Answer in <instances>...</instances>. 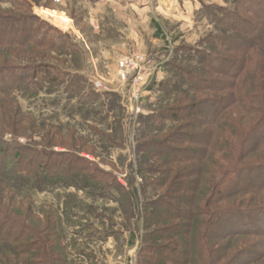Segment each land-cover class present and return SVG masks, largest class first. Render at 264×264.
Listing matches in <instances>:
<instances>
[{"label": "rangeland", "instance_id": "1", "mask_svg": "<svg viewBox=\"0 0 264 264\" xmlns=\"http://www.w3.org/2000/svg\"><path fill=\"white\" fill-rule=\"evenodd\" d=\"M14 1L0 0V14L29 12L47 24L51 29L50 37L63 48L51 51L35 47L34 51L47 52V64L57 65L62 78L64 74H70L82 79L78 92L83 91L73 101L68 100L65 85L50 94L46 89L32 100H25L14 92V97L30 118L26 125L34 129L26 136L15 137L7 133L4 140H17L22 146H46L59 153L66 152L74 142L78 147L75 146L73 152H80V156L92 161L97 168L89 167L95 176L92 184H85L84 176L44 190L12 189L10 185L6 188L0 184V206L14 212L27 226L40 231L46 240L53 244L56 241V249L62 254V263L59 264H142L146 259L143 249L153 245L147 235L156 228L148 227V230L142 218L148 207L145 203L155 202L165 189L157 184V176L148 175L145 179L140 176L143 153H139L138 144L144 139L147 119L165 106H173L180 96L175 94L160 105L165 97L164 85L175 82L170 73L171 65L195 67L193 61L184 58L186 48L208 51L219 45L212 39L219 37L224 28L218 24L217 19L222 13L217 9H233L231 3L234 0H21L19 5L12 3ZM260 12L264 15V10ZM228 34L236 36L234 32L228 31ZM246 40L251 41L250 37ZM218 50L224 49L218 47ZM14 51L18 55L25 53L29 61L39 59L28 49ZM19 60L16 65L21 64ZM123 60L131 61V66L139 65L125 81L120 76V62ZM37 62L39 64L40 60ZM255 72L249 70L246 75L251 77ZM139 77L143 79L139 80ZM251 87L241 88L244 93L252 91L256 94L259 89ZM225 93L228 92L219 91L214 95L223 97ZM204 95L201 93L198 97ZM82 102L88 104L83 114L78 111ZM257 105L256 101L251 106L257 110ZM232 108L235 121L241 119L240 127L249 132L247 144L250 149L257 140L262 141L264 131H259L262 127L260 115L248 114L240 105ZM174 125L168 123L164 135ZM48 137L63 142L65 147H53L48 144ZM248 152L244 164L253 158L264 160V147L257 152L252 150L254 153ZM212 155V162L200 159L187 164L194 167L191 173L198 172V180L202 181L198 196L194 198L198 205L212 193L208 186V170L212 169L216 178L226 168L223 153L213 152ZM248 182L254 183L253 179ZM234 185H229L225 192L230 197L228 201H220L216 208H264V192L235 197ZM254 213L259 217L258 212ZM206 221L199 210L185 232L193 255L197 250L196 235H203L202 223ZM253 221L258 226L259 222ZM223 224L222 232L226 227ZM145 239L149 241L147 245ZM50 242L49 251L52 253ZM243 242L264 245V236L221 238L217 243L231 244L224 250L228 261L243 248ZM1 252L13 260L12 264H25L17 258L16 252ZM31 254L35 261V253ZM258 264H264V261Z\"/></svg>", "mask_w": 264, "mask_h": 264}, {"label": "trees", "instance_id": "2", "mask_svg": "<svg viewBox=\"0 0 264 264\" xmlns=\"http://www.w3.org/2000/svg\"><path fill=\"white\" fill-rule=\"evenodd\" d=\"M18 1L21 2L15 0L12 3L19 5ZM231 4L234 5L233 9H217L222 13L221 18L217 19L218 24L224 28L219 37L212 39L219 45L208 51L186 48L184 58L193 61L195 67L171 65L170 73L175 82L164 85L165 97L160 105L175 94L185 97L177 96L173 106H165L150 116L143 131L144 139L139 140L142 142L138 144V150L143 153L140 176L143 179L148 175L157 176V184L165 189L155 202L145 203L148 207L142 218L147 229L156 228L147 235L153 245L143 249L146 259H143L142 264H258L264 261V245L261 242H243V248L228 261L224 250L230 248L231 244L217 243L221 238L264 236L263 206L257 207V210L215 207L220 201L225 202L230 198L225 193L229 185L235 184V197L257 194L255 191L259 194L264 192V160L253 158L244 164L248 151L254 153L252 150L257 152L264 147V15L260 12L264 10V0H234ZM228 31L236 33V36L229 35ZM50 33L47 24L29 12L0 14V116H3V119L0 118V184L6 188L10 185L12 189L44 190L57 183L68 184L80 176H84L85 184L94 182L95 176L89 167H97L92 161L80 156V152H73L78 147L74 142L69 146L70 149L66 148V152L59 153L48 150L46 146H22L17 140H4L7 133L15 137L26 136L29 130L34 129L26 125L30 118L14 97V92L21 94L25 100H32L46 89L50 94L65 85L68 100L73 101L83 91L78 92L82 79L70 74H64L62 78L57 65L47 64V52L34 51L35 47L51 51L63 48L56 44ZM244 37H250L251 41ZM15 49L32 51L40 63L35 58L27 60L25 53L18 55ZM18 60L21 64L16 65ZM249 70L256 72L250 77L246 75ZM66 77H69L68 80ZM244 86L259 90L256 94L252 91L250 94L244 93L245 90L241 88ZM219 91L228 93L223 97L215 96L214 93ZM201 93L206 95L199 98L198 94ZM256 101L257 110L251 106ZM87 105L82 102L78 111L83 114ZM235 105L244 107L248 114L260 115L262 141L257 140L252 150L247 144L248 130L246 133L240 127L241 119L237 122L233 117L232 107ZM168 123L175 125L164 135ZM239 138L244 140L235 141ZM53 140L55 138L48 137V144L65 147L63 142L55 140L53 143ZM81 149L85 151V147ZM213 152L224 154L226 168L216 178L211 173L212 169L208 170V186L212 193L204 203L198 205L194 198L198 196L202 181L198 180V172L191 173L194 167L187 164L203 159L212 162ZM152 160H156L155 163ZM251 179L254 183L248 182ZM18 208L22 209L20 206ZM199 210L208 221L202 223L205 230L203 235H196L197 250L193 255L185 232ZM253 211L258 212L259 217ZM253 220L258 221L260 227ZM223 223L226 227L222 232ZM27 225L14 212L0 206V264L13 262L1 251L16 252L14 254L25 264L62 263V254L56 249V241L53 244L51 240L43 238L40 231ZM49 242L50 247H53L52 253L49 251ZM148 242L145 239L144 244ZM31 252L35 253V261Z\"/></svg>", "mask_w": 264, "mask_h": 264}, {"label": "built area", "instance_id": "3", "mask_svg": "<svg viewBox=\"0 0 264 264\" xmlns=\"http://www.w3.org/2000/svg\"><path fill=\"white\" fill-rule=\"evenodd\" d=\"M139 65L136 63L134 66H131V61L128 62V60H123L120 62V76L123 81L127 79L131 71H134L135 69H138ZM139 80H142V77L138 78ZM98 88H100L99 85L96 84Z\"/></svg>", "mask_w": 264, "mask_h": 264}, {"label": "crops", "instance_id": "4", "mask_svg": "<svg viewBox=\"0 0 264 264\" xmlns=\"http://www.w3.org/2000/svg\"><path fill=\"white\" fill-rule=\"evenodd\" d=\"M186 1H188V0H186Z\"/></svg>", "mask_w": 264, "mask_h": 264}]
</instances>
